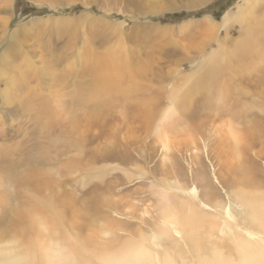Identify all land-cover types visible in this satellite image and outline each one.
I'll use <instances>...</instances> for the list:
<instances>
[{"label":"rangeland","instance_id":"1","mask_svg":"<svg viewBox=\"0 0 264 264\" xmlns=\"http://www.w3.org/2000/svg\"><path fill=\"white\" fill-rule=\"evenodd\" d=\"M244 5L250 23L236 20ZM229 15L233 18L226 22ZM263 20L264 0H0V59L8 45L14 51L0 76V169L31 158L35 162L17 172H37L22 175L19 185L14 178L0 181V224L11 211L41 209L42 199L47 206L53 201L61 214L66 210L55 228L65 248L99 251L102 240L112 238L100 233L107 224L119 234L111 253L117 256L132 232L158 225L163 187L185 201L198 192L192 208L197 204L203 210L200 204L209 201L236 216L243 209L235 200L240 187L235 173L249 168L264 195ZM15 30L21 43L11 41ZM247 30L250 44L233 53ZM106 55L120 59L122 67L89 64ZM210 56L214 61L206 60ZM132 59L141 63L124 66ZM138 66L146 73L135 80L117 71ZM30 69L37 75L30 77L29 88L34 87V97L42 103L34 108L26 104L29 90L19 82ZM98 75L114 86L113 95L84 102L80 90L89 91ZM195 83L203 85L195 91ZM11 96L15 100L9 101ZM129 100L134 106L145 101L153 108V120L131 112ZM107 102L113 105L108 110L100 106ZM244 127H254L253 135L247 137ZM206 179L215 198H208ZM92 209L103 212L92 217L93 223L71 217L74 210ZM173 212L167 210L165 218ZM71 223L85 229L68 230ZM66 229L73 239L64 241ZM15 252L10 238L0 242L2 264ZM60 262L62 254L54 264Z\"/></svg>","mask_w":264,"mask_h":264},{"label":"bare ground","instance_id":"2","mask_svg":"<svg viewBox=\"0 0 264 264\" xmlns=\"http://www.w3.org/2000/svg\"><path fill=\"white\" fill-rule=\"evenodd\" d=\"M247 6L245 8L243 7V10L241 9V11L239 12V15H237L236 20L242 21V23L249 21L250 23L251 18L249 17V15H247V13H245L247 12V9H246L248 8ZM232 18L233 16L229 15L227 18H225V21L227 22L228 20H231ZM261 22H264V20L260 21L259 24H261ZM206 24L208 23H205V25ZM250 26L251 24H249V28ZM200 28L203 29V27H200ZM249 28L248 30H250ZM262 28H261L262 31H264V25ZM208 30H211V29H208ZM248 30L245 32V34L241 37L239 41L237 40L236 44L234 43V46L231 49L233 53L239 52L241 51V49H243L244 47L246 48L248 46V42L250 41V40L248 41V39L250 37L247 38V36L252 37L251 32H249ZM4 31H7V28L4 27ZM16 34H17V31L15 30L11 38V41H14V43L20 42L19 40H16L15 38ZM252 40H254V38ZM11 48H13L11 44L8 45L5 51H3V54L1 55L2 57L0 59V62L2 61L5 64V67L0 68V76L5 74L4 72H6L5 68L7 65L6 61L9 62L8 61V59L10 58L9 56H11L13 54L12 52H14L13 50H10ZM14 48L16 49V47ZM251 49L253 50V48ZM242 52L244 53V51ZM235 56H238V55H235ZM235 56L233 57L236 58ZM132 60L133 61L126 60L124 62V66H128V65L134 66V65L141 63V61L139 60L137 61L134 59ZM206 60L211 61L213 59L210 56V58L209 59L207 58ZM91 61L93 62L91 63ZM91 61H89V64H94L96 65V67L98 66L122 67V64H123L120 59L113 58V56L112 58L110 56L106 58L96 56L95 60L93 59ZM228 62L231 63V59ZM232 66L230 65V68ZM31 69L28 71V74H24V73L22 74L19 82L22 83L21 87L26 89V92L29 90L27 93H25L26 102H27L26 104H29L30 106H32V108H34L35 106L37 107L40 106V104L42 103L38 102L36 100L37 98L34 97L35 94H38V92L33 89L34 87L31 88L32 86H31L30 77L37 75V73L35 71H31ZM222 69L223 68H220L219 71H221ZM212 70H213L212 68L209 69V72L211 73ZM234 70H233V73H234ZM117 71L119 74H121L122 71H124V73L128 74L129 78L132 80H135L139 78L140 75L146 73L144 66H138L134 68L124 67V69L119 68L117 69ZM237 73L238 71L236 72V74ZM99 77L100 76L98 75L97 78L94 79L95 81L92 84V86H90L89 91L88 89L87 90L84 89L83 91L80 90L82 93H84L83 95L85 97L83 98L81 97V99H83L84 102L85 101L91 102L92 100L96 101V99L101 95L102 97L103 95H108L109 97L113 95L114 86L110 83L109 80L104 79V78H99ZM231 77L233 76L231 75ZM33 79L35 78H32V81ZM201 80H202L201 83L202 82L204 83L203 79ZM198 84L199 83H195V85L193 86L195 87V91L197 90L198 86L201 85V84L199 85ZM208 84L209 83L207 84L205 83V85L207 86ZM29 86L31 87L29 88ZM130 87L134 88L135 86L132 85V86H129V88ZM215 88L217 89L219 87H215ZM124 90L125 89L122 87L121 92ZM210 90H212V88ZM219 91H222V89H220ZM223 91H225V89ZM1 95H3L4 97L3 92L1 93ZM86 97L88 100H86ZM8 100L9 101L15 100V96H11V98ZM129 103H130L131 112L133 111L135 112V114H138L137 112H139V114H141L143 117L146 116V120L148 119L146 122H148L151 119L153 120L154 118L153 108L150 109L151 106H146L145 101L141 106H137V105L134 106L131 100H129ZM148 103H151V101H149ZM181 104H184V103L182 102ZM186 104H185V108L187 107ZM100 106L102 107L108 106V108H106L107 110L113 107V105L109 104V102L103 103ZM180 108L184 109V107H179V109ZM139 114H138V117L140 116ZM231 114L233 115V113ZM242 114L243 113H241V111L240 113H238L240 118ZM237 118L238 116L235 119ZM77 128L80 129V127H77ZM244 128H245V132L247 133L246 134L247 137H249L251 134L253 135L252 129L254 127L252 129L248 127H244ZM232 135L236 137L235 134L232 133ZM107 136H110V135H107ZM165 148L167 150L169 149V147H167L166 145V142H165ZM28 161L35 162V160L31 158H28V160H25V159L21 160L20 158V160L14 163H10L9 166L2 167L0 169V178H1L0 181L2 182L3 180V183H5L6 182L5 180L14 178V180H16L17 182V185H19L20 177H22V175L31 177L37 174V172H29V171H32L33 168L29 169V171L26 173H23V171L17 172V170H20L26 163H28ZM248 169L249 168H241L240 170H237V172L235 173L236 175H238V179L234 183L240 185V187H237V189L235 190L236 192L234 194L236 198L235 200L239 203V205L243 209L236 213L234 211L236 216L230 210H225V208L221 204L211 205L209 201L206 203L200 204L201 206H203V210L200 207H198L197 204H196V208H192L191 204L195 202L193 201V199L195 198V196H197L198 192L194 193L195 194L194 198H190L185 201L184 199H181L176 192L172 193L171 187H163V191L162 193H160V197H159L160 200L158 204V210L160 211H159L158 217L156 218L158 225L156 226L155 225L156 223H155L154 224L155 226L153 225V227L151 229H148L147 231L144 230V227L142 229V227L140 226L141 228L138 229V232H132V233L130 232L132 239L129 238L127 240L126 238V241L120 244L119 254L117 256H113L111 254L116 251V247L119 243V238H118L119 234H116L115 231L113 232V229L115 226L106 224L104 225L103 228H101L100 233L102 235L104 236L112 235V238L106 240L105 242L104 240H102L103 242L102 247L100 248L99 251L94 252V250H92L90 252V250L83 248V247H82L81 252L79 250L69 251L68 249L69 247L65 248L66 247L65 244L63 246L62 241H60V239H58L55 236V230H56L55 228L57 226V217L59 218L64 217L66 213V210H64V212L62 211L64 215L61 214L59 210H56L57 209L56 206H53L55 202L52 201L47 206L43 203L45 200L42 199L41 204L38 201L39 203L38 206L41 209L29 210L31 209V207L29 206L28 210L18 209L15 211H11L12 213H11L10 218L7 217L5 220H3L2 224H0V242L5 240L6 238H10L13 244V249H16L15 255L13 257L11 255H7V257L10 260V262H8L7 264H54V260L56 256L61 255V254H62V262H60V264H264V195L262 194L263 192L260 191L261 186L256 185L254 178L250 177ZM12 172H14V174ZM9 173L14 176L11 177ZM205 182L206 184H208L207 186H209L210 188L209 190H207L209 191L208 198L214 197V195H212L213 191H211L213 189L211 181L206 179ZM214 198H210V199H214ZM212 207L214 208V210H211L210 212L204 210V208L211 209ZM167 210H173L174 212L171 216H168L165 218V214ZM74 212L75 213L71 215L72 218L85 219L86 221L88 220L91 223H93L97 217L99 218L101 215H103L102 210H93V209L92 210H74ZM77 212H83L85 215L84 214L79 215ZM92 217H94L95 219H92ZM104 218L105 220L108 219L106 217ZM73 225L74 223L73 224L71 223L69 227L67 225L66 227H68V230H71V228L74 227ZM80 226L81 225H79L78 227H74L73 229H79V230L85 229L84 224L83 226L81 227ZM40 228H42V230H40ZM116 228L117 230H120L121 226H117ZM68 230L66 233L67 234L66 237H64L65 238L64 241H66L67 238L73 239L71 235L73 233H70ZM79 230L77 231L79 232ZM57 233H59V231ZM30 235L32 237L34 236V238L31 239L32 241L31 240L24 241ZM87 241H89L90 244L91 242H94V241H91L90 237L87 239ZM103 251L105 252L104 257H102ZM10 253L11 252H8V254ZM0 264H2L1 259H0Z\"/></svg>","mask_w":264,"mask_h":264}]
</instances>
